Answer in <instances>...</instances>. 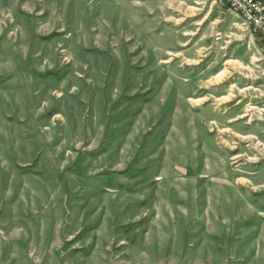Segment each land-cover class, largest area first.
<instances>
[{
	"label": "rangeland",
	"instance_id": "rangeland-1",
	"mask_svg": "<svg viewBox=\"0 0 264 264\" xmlns=\"http://www.w3.org/2000/svg\"><path fill=\"white\" fill-rule=\"evenodd\" d=\"M260 50L212 0H0V264H264Z\"/></svg>",
	"mask_w": 264,
	"mask_h": 264
},
{
	"label": "built area",
	"instance_id": "built-area-1",
	"mask_svg": "<svg viewBox=\"0 0 264 264\" xmlns=\"http://www.w3.org/2000/svg\"><path fill=\"white\" fill-rule=\"evenodd\" d=\"M214 3L225 6L229 12L238 14L242 18L243 26L250 34L260 39L261 64L258 73L264 77V0H212Z\"/></svg>",
	"mask_w": 264,
	"mask_h": 264
}]
</instances>
